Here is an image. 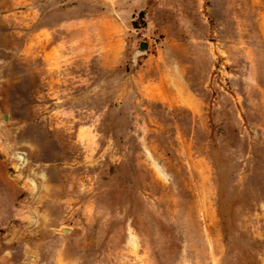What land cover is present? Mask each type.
Listing matches in <instances>:
<instances>
[{
    "label": "rangeland",
    "instance_id": "374dc122",
    "mask_svg": "<svg viewBox=\"0 0 264 264\" xmlns=\"http://www.w3.org/2000/svg\"><path fill=\"white\" fill-rule=\"evenodd\" d=\"M0 264H264V0H0Z\"/></svg>",
    "mask_w": 264,
    "mask_h": 264
},
{
    "label": "water",
    "instance_id": "95a60500",
    "mask_svg": "<svg viewBox=\"0 0 264 264\" xmlns=\"http://www.w3.org/2000/svg\"><path fill=\"white\" fill-rule=\"evenodd\" d=\"M148 47V44H142V48H147Z\"/></svg>",
    "mask_w": 264,
    "mask_h": 264
}]
</instances>
